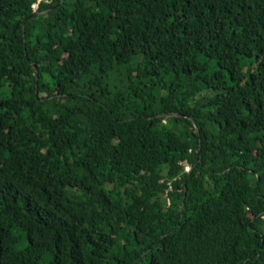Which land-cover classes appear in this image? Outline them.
Instances as JSON below:
<instances>
[{"label":"trees","instance_id":"obj_1","mask_svg":"<svg viewBox=\"0 0 264 264\" xmlns=\"http://www.w3.org/2000/svg\"><path fill=\"white\" fill-rule=\"evenodd\" d=\"M38 1L0 0V264H264V0Z\"/></svg>","mask_w":264,"mask_h":264},{"label":"rangeland","instance_id":"obj_2","mask_svg":"<svg viewBox=\"0 0 264 264\" xmlns=\"http://www.w3.org/2000/svg\"><path fill=\"white\" fill-rule=\"evenodd\" d=\"M26 245H27V241L21 243V244L19 245V249H23ZM51 262H52V256L47 255V256H45V258L41 261L40 264H51Z\"/></svg>","mask_w":264,"mask_h":264},{"label":"built area","instance_id":"obj_3","mask_svg":"<svg viewBox=\"0 0 264 264\" xmlns=\"http://www.w3.org/2000/svg\"><path fill=\"white\" fill-rule=\"evenodd\" d=\"M42 0H39L38 3H36L34 6H33V10L35 11V13L38 11V7H39V4L41 3ZM192 167H188L187 170L188 171H191ZM171 188L173 189V186L171 185Z\"/></svg>","mask_w":264,"mask_h":264},{"label":"water","instance_id":"obj_4","mask_svg":"<svg viewBox=\"0 0 264 264\" xmlns=\"http://www.w3.org/2000/svg\"><path fill=\"white\" fill-rule=\"evenodd\" d=\"M64 2H65V0L62 1V3H64ZM37 16H38V15H34L33 18H34V17H37Z\"/></svg>","mask_w":264,"mask_h":264}]
</instances>
